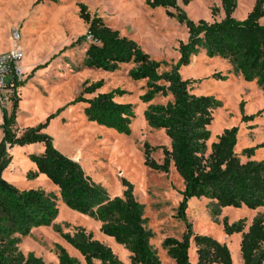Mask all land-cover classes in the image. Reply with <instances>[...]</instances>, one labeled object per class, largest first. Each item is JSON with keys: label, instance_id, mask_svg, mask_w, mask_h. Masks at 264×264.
<instances>
[{"label": "rangeland", "instance_id": "obj_1", "mask_svg": "<svg viewBox=\"0 0 264 264\" xmlns=\"http://www.w3.org/2000/svg\"><path fill=\"white\" fill-rule=\"evenodd\" d=\"M79 2L86 3L91 13H99L122 35L134 38L152 58L163 61L160 71L179 65V47L181 42L189 39L188 28L170 16L166 8L150 7L147 0H0V52L13 47L12 32L16 29L21 33L20 45L25 50L21 79L24 83L17 88L20 96L18 125L29 127L48 122L42 132L51 136L57 149L76 159L85 174L105 188L111 197L123 195V178L131 181L136 198L145 206L146 226L154 234L151 243L162 264H176L163 247L164 239L168 236L182 238L188 225L193 232L189 250L192 264L198 261L194 241V235L198 233L227 243L233 264H243L240 251L243 233L227 234L224 221L233 223L244 219V231H247L255 216H264V206L220 208L208 197H193L182 216L183 178L173 162L168 172L161 171L147 165L144 155L148 143L151 157L162 163L164 148H171V138L166 130L152 127L145 112L150 103H166L172 97L157 93L150 101H145L147 79L130 75L135 66L132 61L123 62L112 71L84 66L89 42L74 43L86 34L88 27L79 15ZM255 2L239 0L233 16L243 20ZM178 3L196 22L225 17L221 0H178ZM178 67L183 78L196 80L191 84L194 93L212 94L222 101V105L213 111L208 144L216 141L225 128L238 126L236 151L242 160L247 159L242 154L246 147L255 148L254 159L264 160V87L237 73L228 59L210 56L204 49L194 54L188 64ZM86 80H103V92L116 87L127 91L117 99L135 105L130 134L89 122L83 104L72 103L81 94ZM2 107L11 110L12 102L0 103V124L3 123ZM52 114L53 117L48 119ZM244 114L253 118L244 121ZM17 133L20 135L22 130ZM3 137L4 131L0 127V142ZM12 148L8 149L11 160L3 177L20 189L40 187L56 194L60 209L50 224L34 226L28 234L19 235V248L24 254L32 251L43 257L46 264H59L56 244H61L81 264H86L81 252L63 236V233H73L82 226L93 231L95 237L111 246L123 262L130 264L129 250L101 231L100 220L68 206L59 194V187L47 175H28L37 169L30 155L42 153L43 142Z\"/></svg>", "mask_w": 264, "mask_h": 264}, {"label": "trees", "instance_id": "obj_2", "mask_svg": "<svg viewBox=\"0 0 264 264\" xmlns=\"http://www.w3.org/2000/svg\"><path fill=\"white\" fill-rule=\"evenodd\" d=\"M238 1L221 0L225 12L221 20L200 19L198 22L188 16L178 0H147V4L166 8L170 16L187 26L189 39L180 43L178 66L188 64L194 54L204 49L210 56L228 59L237 73L264 87V22H261L264 0H256L243 20L233 16ZM79 7V15L88 27L86 34L74 43L89 42L84 66L112 71L121 63L132 61L135 66L130 75L147 79L145 101H150L157 93L172 97L166 103H150L145 112L152 127L166 130L171 138V148H164L162 163L151 157L148 143L144 155L147 165L161 171L168 172L173 162L183 178L182 216L193 197H208L220 208L246 206L256 209L264 206V160L253 158L254 147L243 149L242 154L247 159L242 160L236 151L239 127L225 128L217 135L216 141L208 144L213 111L222 105V101L212 94L194 93L191 84L196 80L183 78L178 66L160 71L164 62L152 58L134 38L122 35L99 13H91L86 3L79 2ZM23 83H17L16 88ZM103 85V80H86L81 94L72 103L83 104L89 122L130 134L135 105L118 101L117 98L127 92L122 87L101 92ZM16 88L11 110L1 108L3 123L0 127L4 137L0 142V264H46L43 257L34 252L24 254L20 250L19 235H26L34 226L50 224L57 218L60 212L57 195L40 187L20 189L3 177L11 160L8 149L35 142H43L44 150L30 155L37 167L28 173L30 177L39 173L47 175L59 187V194L68 206L100 220L101 231L129 250L130 264H162L151 243L154 234L146 226L145 206L136 198L134 184L123 178V195L111 197L105 188L85 174L76 160L55 147L51 136L42 132L48 122L26 127L18 135L20 96ZM51 117L53 114L48 119ZM251 118L253 116L244 114L242 119ZM245 227L244 219L233 223L224 221L227 234L243 233L240 243L243 264H264V216H255L247 231H244ZM192 235L188 225L182 238L168 236L164 239L163 247L176 264H192L189 254ZM63 236L81 252L86 264H126L111 246L82 226L73 233H63ZM194 241L197 264H233L227 243L200 233L194 235ZM56 253L59 264H81L61 244H56Z\"/></svg>", "mask_w": 264, "mask_h": 264}, {"label": "built area", "instance_id": "obj_3", "mask_svg": "<svg viewBox=\"0 0 264 264\" xmlns=\"http://www.w3.org/2000/svg\"><path fill=\"white\" fill-rule=\"evenodd\" d=\"M12 39L13 47L0 53V103L12 102L17 83L22 81L24 73L25 50L20 45L21 33L19 30L16 29L12 32ZM7 76H10L8 80Z\"/></svg>", "mask_w": 264, "mask_h": 264}, {"label": "crops", "instance_id": "obj_4", "mask_svg": "<svg viewBox=\"0 0 264 264\" xmlns=\"http://www.w3.org/2000/svg\"><path fill=\"white\" fill-rule=\"evenodd\" d=\"M0 53H1V52H0ZM100 91L103 92L102 90H100ZM19 104H20V102H19ZM7 109H8V108H7ZM8 110H10V109H8ZM18 110H19V108H18ZM17 114H18V112H17ZM17 127H20L19 130H23L24 128H26V127H24V126H23V127L19 126V125H18V122H17ZM12 150H13V148L11 149V151H12ZM75 160H76V159H75ZM33 166H34V165H33ZM35 166H36V165H35ZM100 240L103 241V239H100ZM110 244H111V243H110Z\"/></svg>", "mask_w": 264, "mask_h": 264}]
</instances>
